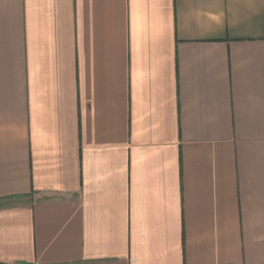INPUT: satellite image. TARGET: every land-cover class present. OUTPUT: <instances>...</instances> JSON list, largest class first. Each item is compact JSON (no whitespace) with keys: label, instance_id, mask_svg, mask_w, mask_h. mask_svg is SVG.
<instances>
[{"label":"crops","instance_id":"obj_1","mask_svg":"<svg viewBox=\"0 0 264 264\" xmlns=\"http://www.w3.org/2000/svg\"><path fill=\"white\" fill-rule=\"evenodd\" d=\"M0 264H264V0H0Z\"/></svg>","mask_w":264,"mask_h":264}]
</instances>
